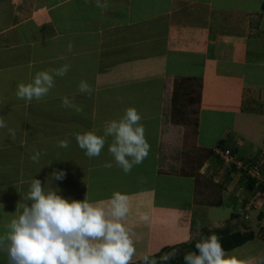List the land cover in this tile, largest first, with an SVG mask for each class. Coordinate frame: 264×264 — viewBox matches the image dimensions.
Returning <instances> with one entry per match:
<instances>
[{"label": "crops", "instance_id": "crops-1", "mask_svg": "<svg viewBox=\"0 0 264 264\" xmlns=\"http://www.w3.org/2000/svg\"><path fill=\"white\" fill-rule=\"evenodd\" d=\"M101 2L107 7L97 8L96 0H23L1 15L0 118L7 127L0 129V237L20 211L17 203H27L33 178L68 199L106 202L119 191L129 198L124 223L134 233L137 261L224 221L216 209L224 201L238 207L223 225L243 219L237 209L252 201L250 188L233 191L241 179L230 177L239 173L215 152L223 140L239 156L264 154V0ZM65 63L70 70L42 100L17 98L19 83ZM81 80L94 89L91 96L79 93ZM64 97L83 111L62 107ZM128 107L141 115L150 151L125 174L108 152L111 137L90 159L74 134L102 135ZM62 139L70 141L67 149L57 147ZM34 151L46 153L39 163L30 159ZM53 170L65 178L50 179ZM261 248L246 243L226 253L244 264ZM3 255L0 264H7Z\"/></svg>", "mask_w": 264, "mask_h": 264}, {"label": "clouds", "instance_id": "clouds-1", "mask_svg": "<svg viewBox=\"0 0 264 264\" xmlns=\"http://www.w3.org/2000/svg\"><path fill=\"white\" fill-rule=\"evenodd\" d=\"M96 7L104 9L107 4L96 0ZM72 48L69 43L67 50L71 52ZM70 67L65 63L59 68L37 72L31 82L17 85V98L29 103L34 99L42 100L55 86V78L64 77ZM78 90L88 96L94 91L86 80H81ZM61 106L77 113L83 111L68 97L62 98ZM141 119L136 108L128 107L120 119L106 123L102 135L85 131L75 133V140L91 159L100 156L111 137L108 152L116 165L128 174L150 151ZM5 127L6 122L0 118V129ZM15 136V130L9 129L8 137L14 140ZM69 145L68 139L57 142L59 148L67 149ZM45 154L34 151L30 159L39 163ZM65 176L66 172L53 170L50 179L59 181ZM22 199L27 203H17L16 209L20 211L0 237V252L5 253L7 264H133L137 248L134 233L124 223L130 211L126 194L116 191L106 202H90L86 196L83 200L68 199L60 195L58 189L51 185L46 189L40 179L33 178ZM140 219L146 222L148 216L142 215ZM190 241L191 237L185 238L186 243ZM176 254V251L167 252L157 259L154 254L145 253L139 258V264H169ZM183 261L184 264H241L226 253L215 233L198 239L195 250L186 252ZM244 264H264V257Z\"/></svg>", "mask_w": 264, "mask_h": 264}, {"label": "trees", "instance_id": "trees-1", "mask_svg": "<svg viewBox=\"0 0 264 264\" xmlns=\"http://www.w3.org/2000/svg\"><path fill=\"white\" fill-rule=\"evenodd\" d=\"M218 148H221L222 150H229L230 156L234 158L233 162H227L226 158L224 156H221L217 152H215L216 156L218 157V161L221 163L225 162L229 166H231L236 172L239 174H242L243 177L247 178H242L241 181L246 179L247 183H253L258 185V192H264V155L262 156H251L250 158H247L245 156H239V149L238 148H229L224 145L223 140L220 141L219 145H217ZM216 147V148H217ZM260 154H262L260 152ZM236 160L243 161L246 164H256L258 162L261 163L260 165V174L261 177H255L250 175L247 170H245L243 167L239 168L237 167ZM249 181V182H248ZM260 217H264V212L260 213ZM212 233H215L219 236L221 243L223 245V248L225 251H231L233 249H236L238 247H241L245 245L246 243L250 241H254V239H257L258 237H261L264 239V226L261 228V231H259V234H256L255 231L253 230H247V231H233V227L231 224H225L223 226H220L218 228H204L201 232V234L196 237L195 239L191 240L190 242H185V243H180L177 245H172V246H165L163 247L158 253H155L154 255L156 256L157 259H159V256L163 255L164 253L167 252H173L176 251V256L174 259L169 261V264H184L183 261V256L186 252L188 251H194L195 250V243L197 242L198 239L204 236H208ZM133 264H139V260L133 261Z\"/></svg>", "mask_w": 264, "mask_h": 264}, {"label": "rangeland", "instance_id": "rangeland-1", "mask_svg": "<svg viewBox=\"0 0 264 264\" xmlns=\"http://www.w3.org/2000/svg\"><path fill=\"white\" fill-rule=\"evenodd\" d=\"M19 1H23V0H0V19H1V15L3 14L4 10H8L11 9V7H17L19 5ZM11 6V7H10ZM1 23V22H0ZM251 112V111H248ZM248 125H244V127H246ZM254 132L253 135H258L260 131L258 128H255V131L251 128L250 132ZM254 148L256 149L255 151L258 152L260 154V151L262 152L261 148H264V146L260 148V143L258 141L255 140V143L253 144ZM78 150L79 149H75ZM241 165V164H240ZM238 163L237 167H241ZM264 173V172H263ZM238 175L240 177V179L242 178H247L246 176L243 177V175L241 174H233V176H231V180L233 182H237L239 181ZM264 176V175H263ZM249 182V181H248ZM238 184V182H237ZM245 188H250V203L248 205V207L244 208V207H240L237 209V211L239 212V214L241 215V217L243 219H239L236 221H233L231 224H233L235 226V229L238 230H253L256 232V234H259V231H261V228L264 226V217H260V208H262L261 211L264 212V194L263 193H258L256 194V192L258 191V185L253 184L252 182L247 183L246 179H244L243 181L240 180V184L237 185L236 187H234L233 191L235 193H240V195H243L245 193ZM249 191V189H248ZM256 194V195H255ZM180 195L182 196V198L187 197V194H182L180 193ZM254 198V199H253ZM230 205V207L228 206ZM235 205L234 208L238 207V204L234 203V202H229V201H224V204H222L221 206L217 207V211L218 214L221 216L222 220H220V223H209L210 226H212V228H215L214 226H217L216 224H220V226H223V223H226V221L230 218L229 217V212H233V208L231 206ZM219 227V226H218ZM208 228V227H207ZM259 236V235H258ZM257 239L254 241H250L248 242V246L252 247V248H256V249H260L261 245L263 249V252L261 254L260 257H264V239H262L261 237H258ZM172 245H177V244H170L169 246ZM145 248V242L141 243V249ZM245 248H242L241 251H244ZM157 253V252H155ZM2 258L6 257V255L1 256Z\"/></svg>", "mask_w": 264, "mask_h": 264}, {"label": "built area", "instance_id": "built-area-1", "mask_svg": "<svg viewBox=\"0 0 264 264\" xmlns=\"http://www.w3.org/2000/svg\"><path fill=\"white\" fill-rule=\"evenodd\" d=\"M217 153L220 154L221 156H224L226 158L227 162H233V160H234V158L232 156H230L229 150L224 151V150L218 148ZM235 162L237 165H238V163H239V165L241 164L240 166L243 167L245 170H247V172L250 175L258 177V178L261 177V174H260L261 163L260 162H258L256 164H251V163L246 164L243 161H239V160H236ZM263 194H264V192H263Z\"/></svg>", "mask_w": 264, "mask_h": 264}]
</instances>
